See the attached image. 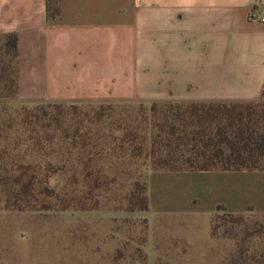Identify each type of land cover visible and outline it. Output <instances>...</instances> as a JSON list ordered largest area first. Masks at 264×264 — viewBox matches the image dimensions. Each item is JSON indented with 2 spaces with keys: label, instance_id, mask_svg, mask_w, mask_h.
Masks as SVG:
<instances>
[{
  "label": "crops",
  "instance_id": "obj_1",
  "mask_svg": "<svg viewBox=\"0 0 264 264\" xmlns=\"http://www.w3.org/2000/svg\"><path fill=\"white\" fill-rule=\"evenodd\" d=\"M23 101L264 100V0H0ZM147 213L264 214L260 169H150Z\"/></svg>",
  "mask_w": 264,
  "mask_h": 264
},
{
  "label": "trees",
  "instance_id": "obj_2",
  "mask_svg": "<svg viewBox=\"0 0 264 264\" xmlns=\"http://www.w3.org/2000/svg\"><path fill=\"white\" fill-rule=\"evenodd\" d=\"M49 15L59 14V0H48ZM17 33H0V177L14 198L7 209H53L71 205L58 178L96 182L113 142L146 141L150 169H260L264 171V100L209 102H56L6 100L17 94ZM258 106H262L259 107ZM6 164H9L10 169ZM94 162V163H93ZM89 163H92L90 165ZM149 169V170H150ZM148 170V171H149ZM147 171V172H148ZM41 174V175H40ZM42 178L38 201L22 200ZM147 173L130 208L146 209ZM59 180V179H56ZM57 183V184H56ZM2 185V184H1ZM95 185H97L95 183ZM138 186V182H135ZM11 200V201H10ZM23 201H25L23 203ZM97 199L89 206L94 208ZM239 220L244 213L228 212ZM216 233V227L211 228ZM230 228L227 233L231 234ZM228 264H264L239 246Z\"/></svg>",
  "mask_w": 264,
  "mask_h": 264
},
{
  "label": "rangeland",
  "instance_id": "obj_3",
  "mask_svg": "<svg viewBox=\"0 0 264 264\" xmlns=\"http://www.w3.org/2000/svg\"><path fill=\"white\" fill-rule=\"evenodd\" d=\"M146 150V141L113 142L96 182L90 177L73 178L71 170L59 180L50 177V182L65 188L66 198L74 204L66 208H4L5 199L12 200L14 193L7 192L10 187L1 176L0 264H228L239 258L240 245L258 260L264 259V214L247 211L234 220L218 210L208 223L183 215L153 217L147 208H130L138 196L133 190L150 169ZM6 165L10 169V161ZM41 178L22 200L44 197L38 191ZM96 199L94 208L77 207Z\"/></svg>",
  "mask_w": 264,
  "mask_h": 264
}]
</instances>
